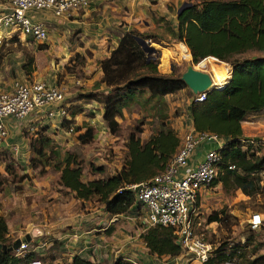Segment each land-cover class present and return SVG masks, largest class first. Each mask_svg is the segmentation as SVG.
I'll return each instance as SVG.
<instances>
[{
    "label": "trees",
    "instance_id": "16d2710c",
    "mask_svg": "<svg viewBox=\"0 0 264 264\" xmlns=\"http://www.w3.org/2000/svg\"><path fill=\"white\" fill-rule=\"evenodd\" d=\"M186 1L190 2L189 5L175 14V20L169 27L172 38L182 41L177 45L178 52L181 55L182 50L187 55L190 52L193 62H208L214 58L226 61L232 67L228 78L214 84L220 87L207 90L201 100L194 99L193 94L187 106L194 130L209 131L224 138L222 145L217 148L220 155L218 171L207 185L212 187L219 183L225 191L239 188L246 195L256 194L259 186L249 175L255 171H264V149L261 150L264 145L259 141H247L246 138H252L242 135L241 121L249 113L264 110V0ZM136 37L145 39L150 34L135 28L124 30L118 35V41L111 53L128 55L125 53L129 48L138 49L144 56L137 57L136 61L143 70H134V63L118 66L103 58L99 62L102 71L100 81L108 88L95 96H87L101 103V117L110 132H114L117 127L115 116L128 104L135 92L145 89L149 96L158 99L186 87L179 77L180 73L158 72L156 56H152L158 50L146 52ZM12 38L14 36L9 39ZM37 47L41 45L37 44ZM248 50L261 54L242 55ZM32 62V54L26 55L21 64L25 73L33 69ZM160 66L163 70L169 69V64L164 61L160 62ZM222 74L227 76L223 71ZM69 114L74 113L69 109ZM65 122L68 124V120ZM133 131H138L137 125ZM90 136V128L78 134L83 142ZM40 137L43 141L47 140L46 136ZM178 144L179 136L176 131L165 121H161L156 131L146 138L134 132L128 134L125 158L112 173L105 172L100 164L92 165L94 175L82 179L80 163L67 151L59 163L53 164V168L58 172V184L72 192L73 197L85 200L95 196L107 214L118 215L140 205L126 184L146 180L161 171ZM231 163L233 167L228 168L227 165ZM2 183L3 178L0 177V185ZM215 220L226 224L228 215L221 211H212L207 215V221ZM7 231L5 218L0 214V264H24L37 257V252L32 248L39 242H34L21 255L15 254L10 247L12 241L8 239ZM139 236L147 251L157 256L173 257L181 252L169 226L146 225ZM246 243L248 240L242 243L222 240L214 244L206 264L232 258L237 260V257L242 260L241 264H264V253L252 258L245 257L243 249ZM69 263L101 264L78 254L72 255ZM112 264L130 262L123 257H116Z\"/></svg>",
    "mask_w": 264,
    "mask_h": 264
},
{
    "label": "rangeland",
    "instance_id": "374dc122",
    "mask_svg": "<svg viewBox=\"0 0 264 264\" xmlns=\"http://www.w3.org/2000/svg\"><path fill=\"white\" fill-rule=\"evenodd\" d=\"M176 8L170 9L168 18L160 19L158 15L154 16L157 18L155 26L152 29L142 31L150 34V37L145 38V40L154 50H158V53H152V56H156L157 60L156 70L162 72L160 62L164 61L169 64V69H166L162 73H181L186 65L191 64L194 68L207 72L214 84L222 82L225 77L228 78L232 67L226 61L212 58L213 60L211 61L202 62L203 60H201L197 63V61L193 62L191 60L189 50V55L182 50V47L180 48L182 55L178 52L177 45L182 41L172 38L169 33V27L172 25L171 21L173 22ZM33 15L35 13H32ZM45 24H47L48 29L52 27V24ZM65 27L67 29L64 30L65 38L71 39L74 36L71 33L72 26L65 25ZM44 41L36 43L43 46ZM159 45L162 46L160 48L161 52L159 51ZM33 46V41L27 37L20 39L15 36L4 42L0 48V82L18 77L19 61L21 58L24 59L26 55L31 54ZM115 46L116 44L110 48L108 47L106 55L103 54L93 63L86 60L85 55L90 56L91 52L89 49H85L84 54L73 53L62 64V73L64 71L77 77H85L87 80L90 79V75L94 69H99L100 71L99 78L93 80L90 85L75 84L72 88L64 90V102L68 104V108L73 113L83 110L80 121L71 125L72 130L70 133H63L68 125L65 119L61 121L63 128L62 131L58 130L60 133L50 131L51 128H48L49 123H45V121H25L14 135H19L22 142L14 139L15 145H10L13 147L0 148V168L3 170L0 172V177L3 178V183L0 185V208L3 209L4 217L8 222L10 230L19 229L23 231L24 228L22 226L24 224L27 229L31 225L26 222L20 224L21 227L18 228L14 222L18 217L16 211H14L15 209H19L25 214L30 213V210L34 211L36 209V214H39V217L36 215L34 219L38 223L43 222L39 219L47 212L46 203H49L48 200L52 198L49 197V193L58 184V172L53 168V164L60 162L65 151L70 152L80 163L82 167V179H87L94 175L91 169L92 165L100 164L104 167L105 172L112 173V169H118L125 158V142L128 134L134 132L142 138H146L150 133L156 131L161 121H165L168 124L170 121H174L177 115L184 112L185 103L181 104V100L176 101V98L172 97V95L166 97L163 95L157 99L149 96L148 92L142 89L141 92L133 94L128 104L124 107L125 111H121L115 116L117 127L114 132H110L107 127L104 128L101 124L98 126L97 124H99L98 122L102 117L95 114L97 112L96 105L99 104L101 106V103L94 99H89L87 96L89 94L92 96L94 94L95 96L100 91H105L108 88L104 82L100 81L102 75L100 60L106 58L111 64L115 62L118 66L134 63L136 66L134 70H143L138 65V61H136L137 57L142 58L144 56L142 52L138 49L129 48L125 53L128 55L111 53V50ZM257 54L261 53L255 50H248L242 55L253 56ZM89 65L92 67L91 71L87 69ZM222 71L227 76H224ZM82 87L84 90L79 89ZM185 88L189 89L187 86ZM193 94L190 91V98ZM85 102L95 104L94 106L96 107L83 105ZM136 125L137 132L133 131ZM86 128H90L91 136L83 142L78 138V134L84 133ZM261 130L259 132L256 129H252L253 135L250 136L255 138L264 136V127H261ZM40 136H46L47 140L43 141ZM35 148H38L40 151H36ZM263 149L264 147L261 148V150ZM249 176L259 186V191L256 194L246 195L239 188L225 191L219 183L202 192L198 201L199 224L197 227V230L202 233L204 238L211 241L213 245L218 244L222 240H227L231 243H242L248 240L243 249L246 258H252L257 254L264 253V171H255L250 173ZM44 182L49 183L50 188L45 189V193L33 201V196L32 198L29 197V190L37 186L36 184H43ZM68 192L65 191V193ZM67 196L72 197L69 193ZM84 205L91 210L96 209L95 212L97 213L100 203L95 199V196H91L88 199L80 201V206L84 207ZM88 208H86V211H88ZM212 211H221L222 214L226 213L228 215V222L223 224L215 220V222L209 224L207 215ZM253 212H258L262 218V223L255 229L249 227L247 220ZM143 214V208L138 205L136 208H131L122 213V218H118L117 221L118 223H123L125 228L130 231H133L134 228L135 230H140L143 225L140 221ZM27 218L28 216L25 219ZM46 236L49 235L45 233L39 235V243L37 244L40 245L42 241L46 240ZM8 239L12 241L13 237L8 236ZM26 241L28 242V248H31L35 244L29 235ZM61 250L59 243L53 240L52 244L47 247L42 245L41 253H37V257L29 262L30 264H55L53 259L56 257L60 262L70 264L66 261L65 255L61 254ZM179 258L182 263L186 256L180 254ZM237 261L238 264L242 262L238 257Z\"/></svg>",
    "mask_w": 264,
    "mask_h": 264
},
{
    "label": "crops",
    "instance_id": "0c3cea01",
    "mask_svg": "<svg viewBox=\"0 0 264 264\" xmlns=\"http://www.w3.org/2000/svg\"><path fill=\"white\" fill-rule=\"evenodd\" d=\"M182 1L89 0L87 6L71 11L68 16H55L47 9L30 10L28 13L29 15L31 14L34 20L43 21L44 24H52V27L48 29L47 24H45L47 38L43 42V46L37 47L35 45L37 43L33 41L34 46L31 49L33 69L29 73H25L21 68L23 62V58H21L19 61L18 77L1 81L0 89H10L14 81L30 80H43L48 84H54L60 87L63 91L72 88L75 84L90 85L93 80L99 78V69H94L88 80L85 77H77L74 74L64 71L62 73V64L67 61L71 54L78 53L81 55L82 53L84 54L85 49H89L91 55H85V57L87 61L93 63L103 54L106 55L108 47L110 48L116 44L118 35L122 31L129 28H135L138 31L152 29L155 26V21H157V18L154 16L158 15L163 18H168L170 9L173 7L176 8L179 2L181 3ZM32 13H35V15L32 16ZM65 25L72 26L71 33L74 36L71 39L65 38L64 30H67ZM160 48L162 46L159 45V51L161 52ZM87 69L91 71V65L87 66ZM161 71L166 70L161 69ZM79 89L84 90L83 87ZM168 95H172V97L176 98V101L181 100V104L183 102L185 103L184 112L177 115L174 121L168 123L176 131L177 135L180 136L183 130L193 128L187 109L190 90L183 87L173 93H167L164 96L166 97ZM83 105L97 106V112L95 114L101 117V106L99 104L94 106L95 104L85 102ZM121 111H125V109L122 108ZM82 112L83 110L74 113V115H69V118L66 119L69 120L68 124L72 125L76 124L77 121L79 122ZM31 120L45 121V123H49L48 128H51L50 131L52 130L57 133H60L59 131H62L63 128L62 123L54 118L47 117L43 110H32L20 120L4 118L7 138L0 142V148L13 147L10 145H15L13 142L14 139L22 142L19 135H14L25 121ZM98 123V126L101 124L102 127L106 128L102 118H100ZM261 127H264V110L249 113L241 121L242 135L245 137L253 135L252 129H256L259 132L262 131ZM64 130L63 133H70L66 129ZM212 145L211 142H199L194 147L188 163L183 170L192 168L201 158L205 149ZM1 171H3L2 168H0ZM113 171L114 168L112 169ZM36 185L28 192L29 197L32 198L33 196V201L41 197L45 193V189L50 188V184L47 182ZM65 191L66 189L60 184H57L54 189H51L49 197L52 198L48 200L49 203H46L47 212L39 219L43 221L42 223H38L34 219L36 215L39 217V214H36V209L34 211L30 210L28 214H25L19 209H15L14 211H16L18 216L14 221L17 224L16 226L20 228V224L26 222L31 225L27 229L24 224L22 226L24 228L23 231L19 229L10 230L7 220H5L9 230L7 231V236L13 237L14 240V238L24 236V234L28 233L34 242H39V235L42 233L48 234L49 236H46V240L42 241L40 245L35 244L33 249L40 254L42 245L47 247L52 244L53 240H56L62 249L61 254L65 255L67 262L70 261L72 255L78 254L101 264H112V261L116 257H123L130 264H181L179 255L173 257L167 255L157 256L147 251L146 246L139 236V233L142 231L141 229L146 226L142 219L140 220L143 223L141 229L135 230L134 228L133 231H130L125 228L123 223H118V218H122L121 214L109 215L102 209L101 204L97 208V213L95 212L96 209L91 210L85 205L81 207L80 201L82 199L73 197L72 192H68L72 196L68 197V193H65ZM86 208H88V211H86ZM0 214L5 215L2 208H0ZM27 216L28 218L25 219ZM53 260L55 263L60 262L56 257Z\"/></svg>",
    "mask_w": 264,
    "mask_h": 264
},
{
    "label": "built area",
    "instance_id": "2783aa9c",
    "mask_svg": "<svg viewBox=\"0 0 264 264\" xmlns=\"http://www.w3.org/2000/svg\"><path fill=\"white\" fill-rule=\"evenodd\" d=\"M89 0H0V48L11 37L42 42L47 38L43 21L34 20L29 11L47 9L55 16H68L71 11L84 8ZM64 91L43 80L14 81L8 90L0 89V142L7 138L4 118L20 120L32 110H43L47 117L62 123L69 118L68 104L64 102ZM203 92L194 94L201 100ZM66 130H72L68 124ZM247 141H259L264 145V136H250ZM218 134L188 128L179 136V144L164 168L150 178L126 184L144 210L142 221L145 225L169 226L174 241L186 256L181 264H206L211 256L213 244L197 230L199 197L208 190V182L216 175L220 160L219 148L224 139ZM199 142H211L201 158L192 168L184 169L194 147ZM232 168L233 164H228ZM251 229L258 228L262 218L258 212L248 217ZM215 221H208L212 223ZM206 223V222H205ZM28 242L20 240L14 248L15 254L28 250ZM33 249V248H32ZM179 254V255H180ZM38 262V261H37ZM30 264V262L24 263ZM209 264H238L234 258Z\"/></svg>",
    "mask_w": 264,
    "mask_h": 264
},
{
    "label": "water",
    "instance_id": "95a60500",
    "mask_svg": "<svg viewBox=\"0 0 264 264\" xmlns=\"http://www.w3.org/2000/svg\"><path fill=\"white\" fill-rule=\"evenodd\" d=\"M189 3V1L183 0L176 8V13H179L185 6H188ZM136 40L146 52H151L154 49L151 45L146 42L145 39H142L141 37H136ZM179 77L194 94L198 92L205 93L207 90L213 87H220L211 84V77L207 72L196 69L191 64L185 66L184 70L181 71ZM27 239L28 234H24V236H21L20 238H15L14 240H12V244L10 247L14 249L17 247L20 240L26 241Z\"/></svg>",
    "mask_w": 264,
    "mask_h": 264
},
{
    "label": "bare ground",
    "instance_id": "6f19581e",
    "mask_svg": "<svg viewBox=\"0 0 264 264\" xmlns=\"http://www.w3.org/2000/svg\"><path fill=\"white\" fill-rule=\"evenodd\" d=\"M216 58V57H215ZM211 84H214V82L212 81V78H211Z\"/></svg>",
    "mask_w": 264,
    "mask_h": 264
}]
</instances>
